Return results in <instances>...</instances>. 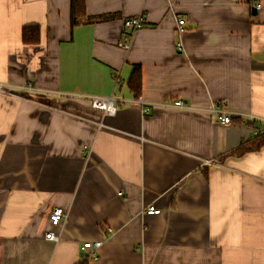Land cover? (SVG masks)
<instances>
[{
  "label": "crops",
  "instance_id": "0c3cea01",
  "mask_svg": "<svg viewBox=\"0 0 264 264\" xmlns=\"http://www.w3.org/2000/svg\"><path fill=\"white\" fill-rule=\"evenodd\" d=\"M83 2L71 27V0H0V82L46 93H0V264H77L95 240L88 264H264V146L219 161L251 127L209 112L264 117V0ZM138 14L145 24L123 48L122 22ZM28 25L38 43L22 42ZM136 67L142 99L192 109L102 116L53 95L133 98ZM54 207L67 213L58 226Z\"/></svg>",
  "mask_w": 264,
  "mask_h": 264
},
{
  "label": "built area",
  "instance_id": "2783aa9c",
  "mask_svg": "<svg viewBox=\"0 0 264 264\" xmlns=\"http://www.w3.org/2000/svg\"><path fill=\"white\" fill-rule=\"evenodd\" d=\"M255 9L260 7L259 3L253 4ZM176 33L179 35L185 30L183 17L177 18ZM145 24V18L143 14H138L131 17L124 18L121 25L122 40L120 46L126 48L130 43L133 34L143 27ZM177 48H181V43L177 44ZM116 80V75H113ZM43 92L31 83H25L23 85H9L4 82H0V93L7 95H14L20 98H27L29 93ZM53 95L59 97H65L70 99H78L87 101L91 109L99 111L103 115L115 114L117 108L124 104H137L143 114H147L154 108H173L180 110H191L192 108L181 98H175L169 101L147 102L142 97L135 96L133 98L116 97L112 94L109 95H85L80 93H61L56 92ZM210 114L215 116V119L222 124H228L232 122L233 118H237L240 123L249 125L251 127V137L264 133V117L254 115L251 113L235 112L232 113L223 107V105H213L210 110ZM144 213L157 215L160 213V209L153 204H148L143 209ZM66 211L62 207H54L49 213V222L53 226H58L66 218ZM45 237L52 241H56L59 236L55 235L52 231H47ZM102 240L84 241L79 247V261L82 260H97L99 258L98 249L102 245Z\"/></svg>",
  "mask_w": 264,
  "mask_h": 264
},
{
  "label": "trees",
  "instance_id": "16d2710c",
  "mask_svg": "<svg viewBox=\"0 0 264 264\" xmlns=\"http://www.w3.org/2000/svg\"><path fill=\"white\" fill-rule=\"evenodd\" d=\"M85 15V5L83 0H71L70 24L71 27L79 23V19ZM40 27L39 25L24 26L21 30V39L24 44H35L39 42ZM127 85L133 92L134 96L140 94L141 91V72L140 68L136 67L130 74ZM264 146V133L249 138L241 143L236 148L228 151L226 154L218 158L222 161L226 156H241L246 152L255 151ZM206 173V172H205ZM88 260L79 261L77 264H88Z\"/></svg>",
  "mask_w": 264,
  "mask_h": 264
}]
</instances>
